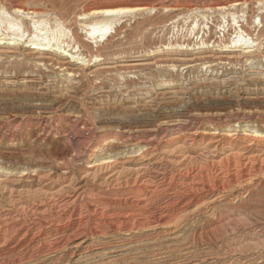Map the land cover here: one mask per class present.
Instances as JSON below:
<instances>
[{"label":"rangeland","instance_id":"rangeland-1","mask_svg":"<svg viewBox=\"0 0 264 264\" xmlns=\"http://www.w3.org/2000/svg\"><path fill=\"white\" fill-rule=\"evenodd\" d=\"M9 1L0 0L4 34H12L1 12L13 16ZM235 1L240 4L233 6ZM28 3L40 12L42 28L58 23L62 35L59 45L48 47L33 43L37 39L32 24H27L29 35L22 39L0 36V211L70 182L74 187L66 189L69 195L86 186L98 196L125 197L130 193L122 188L125 172L141 168L158 182L160 173L170 175L176 169L161 156L182 159L185 153L191 157L187 164H207L216 154L211 152L215 143L208 142L218 138L225 149L232 139L237 151L259 160L253 184L233 188L160 234L108 236L95 245L125 251H80L39 264H264V2ZM109 5L138 9L112 17L90 14ZM106 23L111 25L107 32ZM88 24H100L102 32L92 38ZM73 35L90 48L79 47ZM47 118L60 126V133L43 131ZM77 119L102 138L111 137L102 148L94 146L101 151L96 159L92 147L80 155L81 147L71 140ZM228 132L233 136L226 138ZM115 134L118 139L112 141ZM124 137L131 139L128 144L121 143ZM135 138L154 139L145 157L139 155L144 148L130 146ZM105 153L112 154L113 167L123 172L119 182L99 181L111 174L110 167L95 174Z\"/></svg>","mask_w":264,"mask_h":264},{"label":"bare ground","instance_id":"bare-ground-1","mask_svg":"<svg viewBox=\"0 0 264 264\" xmlns=\"http://www.w3.org/2000/svg\"><path fill=\"white\" fill-rule=\"evenodd\" d=\"M30 1L10 0L9 5L14 17L5 9L1 10L4 15V22L8 25L7 29L12 31V34L10 32L4 34L0 29V36L15 35V37L22 39L29 35L27 24H32L35 29L34 37L37 39L33 43L47 47L49 45L53 46V42L59 45L62 35L61 25L57 23L54 27L42 28L45 23L38 20L40 12L33 4L28 3ZM259 1L264 2V0ZM238 4L240 3L235 1L233 6ZM137 9L109 5L94 11L91 10L90 14L112 17L136 11ZM220 9H226V7L220 6ZM106 25L107 29L105 32L111 26L107 23L104 26ZM89 28L92 38H95V34L99 31L102 32L100 24L89 25ZM74 38L78 42L79 47L90 48L89 44L79 39V36L75 35ZM240 38L241 36L236 40V43L240 41ZM47 47L42 48V50L47 49ZM60 49L62 50V48ZM43 126V131H47L49 134L61 132L60 126L54 125L48 118ZM2 129L3 126L0 125V132ZM71 129V140L81 147L80 155L85 154L92 147L93 154H97L95 159L100 156L101 151L94 149V146L102 148L103 145L109 143L111 138H102L95 128L88 126L81 119H77ZM116 136L115 134L111 140H117ZM231 136H233L232 132H228L225 135L226 138ZM120 139H122L121 143L124 144H128L131 140L129 137ZM152 143H154V139L135 138L130 146L138 150H143L144 148V153L142 152L139 155L145 157L146 148ZM211 143H215V148L211 152L216 154L210 158V162L207 164L199 166L189 165L186 162L191 157L185 153L182 154V159L161 156L163 159L170 160L172 166L176 169L170 170L168 168L170 175L165 173V171L160 173L158 182H154L150 174L141 168L130 170L129 173L125 172L126 177L122 188L125 190L124 192L130 191L125 197L109 198L108 195L104 194L98 196L95 193H91V191H87L88 187L86 188V186L78 187L72 195H69L65 193L66 189L74 187L73 182H70L65 185L66 188L62 187L59 191L51 192L41 189L42 191L34 194L35 197L32 201L27 203L14 202L11 210L3 208L0 211V253H2L0 255V264H39L42 260L46 261L53 257L61 258L66 254L73 255L80 251L88 255L90 251L94 250L102 251L105 254L119 253V251H125L126 248L121 247L123 249L114 251L111 247L98 249L95 248V245L101 244L108 236H120L130 239L144 232H152L154 234L167 230L203 208L212 206L219 199L232 193L234 191L233 188L240 187L243 183L247 185L252 183L255 176L256 162L259 161L254 158V155L253 157L252 155L241 154L237 151L239 149L235 148L232 139H230V145H228L227 149L222 145V139L220 138L208 142V144ZM251 145L253 144H246V147L249 148ZM220 150L221 153L219 152ZM211 152L208 153L210 154ZM111 153H105L104 156L106 157L95 165L97 167L95 174L97 172L100 173L98 170L111 168L110 175L107 177L102 175V178L99 179V181L103 180V184H108L112 181L119 182L122 179L123 172L113 167L116 160L112 158ZM143 157H140V159ZM262 168L263 165L259 167V169ZM120 184L118 183V185ZM219 214L221 213L219 212Z\"/></svg>","mask_w":264,"mask_h":264}]
</instances>
